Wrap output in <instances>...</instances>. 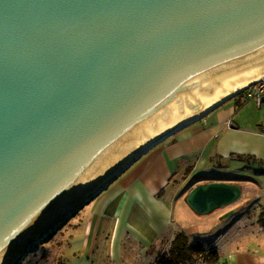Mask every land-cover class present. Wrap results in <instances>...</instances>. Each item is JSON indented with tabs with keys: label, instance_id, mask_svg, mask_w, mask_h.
<instances>
[{
	"label": "water",
	"instance_id": "obj_1",
	"mask_svg": "<svg viewBox=\"0 0 264 264\" xmlns=\"http://www.w3.org/2000/svg\"><path fill=\"white\" fill-rule=\"evenodd\" d=\"M263 78L264 0H0V264ZM245 186L185 201L205 216Z\"/></svg>",
	"mask_w": 264,
	"mask_h": 264
},
{
	"label": "crops",
	"instance_id": "obj_2",
	"mask_svg": "<svg viewBox=\"0 0 264 264\" xmlns=\"http://www.w3.org/2000/svg\"><path fill=\"white\" fill-rule=\"evenodd\" d=\"M263 126L264 102L259 106L256 98L244 92L154 146L119 176L113 187V183L107 187L96 207L85 212L87 254L101 252V261L107 252L111 264H156L178 232L210 219L208 215L203 221L194 218L195 212L185 201L189 190L201 182L239 180L245 182V192L225 217L248 214L245 223H251L255 233L246 236L244 242L250 241L246 245H239L237 238L232 250L222 247L228 255L224 263L221 256L218 262L264 264V225L259 220L264 214ZM229 164L250 166L254 176L227 179ZM176 175L183 178L173 180ZM172 180L176 185L170 187ZM202 232L205 238L210 237L206 227ZM188 233L191 238L198 236ZM204 261L196 263L207 264Z\"/></svg>",
	"mask_w": 264,
	"mask_h": 264
},
{
	"label": "rangeland",
	"instance_id": "obj_3",
	"mask_svg": "<svg viewBox=\"0 0 264 264\" xmlns=\"http://www.w3.org/2000/svg\"><path fill=\"white\" fill-rule=\"evenodd\" d=\"M248 167V168H247ZM244 167V165H228L226 169L225 176L226 178H230L236 175L239 178L242 174H246L251 177L254 176L253 169L250 166ZM236 173V174H235ZM196 177V173L190 176L189 182H192ZM183 177L173 176V180L182 179ZM219 178V177H218ZM171 182L170 187L175 186V181ZM241 182V181H240ZM244 184L245 182H241ZM115 183L111 186L113 187ZM111 187V188H112ZM110 188V189H111ZM107 191H103L99 194L95 199L86 204L83 208L79 210L76 215H74L68 222L64 223L62 227H59L55 231H53L48 237L47 241H44L40 244L39 248L35 247L36 250L31 251L30 254L25 258L22 264H111L108 260L107 252L103 253V258L99 261L101 252L95 253L94 255H88L86 250V242L84 245V237H86L85 229L88 222L87 215L85 212L88 210H92L96 207V204L103 197ZM170 197V195H168ZM234 204V203H233ZM230 204L225 207L218 208L213 212L208 214V221L198 222L193 225L192 230L190 228H184L187 232L196 233L198 236L195 237L201 241L211 242L213 241V245L217 246L219 249V253L221 256V261L224 263V258L227 257L228 254H225V249L228 251L232 250L235 244V240L238 238L239 245H246L250 241H246L248 238L246 236H252L255 231H252L251 223L246 224L245 218L248 214L243 216L235 215L232 212V217L226 218L225 214H227L229 209H231L234 205ZM237 205V204H236ZM238 209V208H237ZM235 210V209H234ZM213 216V217H212ZM177 217V214H176ZM187 218V217H186ZM194 218L197 221H203L207 218L204 215H199L195 213ZM207 224V226H206ZM77 225V226H74ZM210 225V228L208 227ZM226 225L227 228L224 231H221ZM206 227V233L210 232V237L205 238L204 232H202L203 228ZM242 229V231H240ZM203 233V234H201ZM104 234V231L100 233V237ZM109 237V236H108ZM61 247V248H60ZM222 247H225V249ZM107 260V262H106ZM199 262V261H198ZM207 264H216L217 262L212 261H204ZM203 262V263H204ZM156 263V262H154ZM188 264H200L196 262L188 263ZM217 264H220L218 262Z\"/></svg>",
	"mask_w": 264,
	"mask_h": 264
},
{
	"label": "trees",
	"instance_id": "obj_4",
	"mask_svg": "<svg viewBox=\"0 0 264 264\" xmlns=\"http://www.w3.org/2000/svg\"><path fill=\"white\" fill-rule=\"evenodd\" d=\"M259 220L264 225L263 213L260 214ZM219 259V249L213 245V241L205 243L191 238L188 232L181 230L175 235L168 251L158 257L156 264H188L202 260L218 262Z\"/></svg>",
	"mask_w": 264,
	"mask_h": 264
},
{
	"label": "built area",
	"instance_id": "obj_5",
	"mask_svg": "<svg viewBox=\"0 0 264 264\" xmlns=\"http://www.w3.org/2000/svg\"><path fill=\"white\" fill-rule=\"evenodd\" d=\"M245 91L250 97L256 98L257 103L260 106L264 102V78L247 88Z\"/></svg>",
	"mask_w": 264,
	"mask_h": 264
},
{
	"label": "bare ground",
	"instance_id": "obj_6",
	"mask_svg": "<svg viewBox=\"0 0 264 264\" xmlns=\"http://www.w3.org/2000/svg\"><path fill=\"white\" fill-rule=\"evenodd\" d=\"M249 85H250V84H249ZM249 85H248V86H249ZM248 86H247V87H248ZM247 87H245V90H246ZM248 88H249V87H248ZM242 90H244V88H243ZM240 91H241V90H240ZM240 91H238V92H240ZM238 92L235 93V94H238ZM233 95H234V94H233ZM228 98H229V97H228ZM223 101H224V100H223ZM220 103H221V102H220ZM78 212H79V211H78ZM70 219H71V218H70ZM70 219H69V220H70ZM69 220H68V221H69ZM34 252H35V251H34ZM29 254H30V253H28L27 256H28ZM27 256H26V257H27Z\"/></svg>",
	"mask_w": 264,
	"mask_h": 264
}]
</instances>
